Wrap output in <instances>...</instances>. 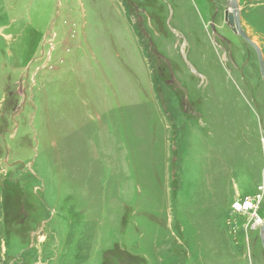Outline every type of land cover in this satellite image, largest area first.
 Returning <instances> with one entry per match:
<instances>
[{
    "label": "rangeland",
    "instance_id": "rangeland-1",
    "mask_svg": "<svg viewBox=\"0 0 264 264\" xmlns=\"http://www.w3.org/2000/svg\"><path fill=\"white\" fill-rule=\"evenodd\" d=\"M133 2L0 0V264H264L256 54L226 0Z\"/></svg>",
    "mask_w": 264,
    "mask_h": 264
},
{
    "label": "water",
    "instance_id": "water-1",
    "mask_svg": "<svg viewBox=\"0 0 264 264\" xmlns=\"http://www.w3.org/2000/svg\"><path fill=\"white\" fill-rule=\"evenodd\" d=\"M228 9L224 13V21L231 32L238 36L246 45L251 47L257 57L259 72L262 81L264 82V63L262 53L259 47L245 34L240 24V13L238 10L237 0H226ZM263 129H264V117H263ZM260 240L264 246V225L260 229Z\"/></svg>",
    "mask_w": 264,
    "mask_h": 264
},
{
    "label": "built area",
    "instance_id": "built-area-1",
    "mask_svg": "<svg viewBox=\"0 0 264 264\" xmlns=\"http://www.w3.org/2000/svg\"><path fill=\"white\" fill-rule=\"evenodd\" d=\"M260 201V195L248 197L243 201L235 200L230 205V215L245 216L248 221L247 223L250 224L254 229L260 228L262 225V220L258 216Z\"/></svg>",
    "mask_w": 264,
    "mask_h": 264
},
{
    "label": "flooded vegetation",
    "instance_id": "flooded-vegetation-1",
    "mask_svg": "<svg viewBox=\"0 0 264 264\" xmlns=\"http://www.w3.org/2000/svg\"><path fill=\"white\" fill-rule=\"evenodd\" d=\"M126 5H129L131 10L139 11L140 8L138 7L137 3L133 2V0H124Z\"/></svg>",
    "mask_w": 264,
    "mask_h": 264
},
{
    "label": "bare ground",
    "instance_id": "bare-ground-1",
    "mask_svg": "<svg viewBox=\"0 0 264 264\" xmlns=\"http://www.w3.org/2000/svg\"><path fill=\"white\" fill-rule=\"evenodd\" d=\"M264 225V221L262 222V225L261 226H263Z\"/></svg>",
    "mask_w": 264,
    "mask_h": 264
}]
</instances>
